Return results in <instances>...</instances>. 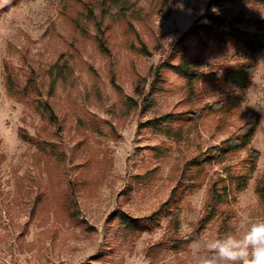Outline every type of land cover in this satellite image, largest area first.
<instances>
[{
  "label": "rangeland",
  "instance_id": "1",
  "mask_svg": "<svg viewBox=\"0 0 264 264\" xmlns=\"http://www.w3.org/2000/svg\"><path fill=\"white\" fill-rule=\"evenodd\" d=\"M210 1L175 0L160 16L157 0H122V19L116 5L103 10L101 0H20L1 15L0 264H193L198 243L232 232L240 213L264 218L257 191L264 181V51L189 36L213 12L264 18V8L209 9ZM182 37L185 51L173 64L200 58L234 66L253 58L250 87L202 81L191 95L174 71L156 77ZM228 96L243 99L199 120L158 123ZM250 111L260 119L250 147L257 160L245 149L221 164L191 165L230 138ZM242 176L250 177L244 190ZM182 179L192 187L179 226L171 217L151 231L121 224L119 213L150 216ZM212 186L221 194L213 219L194 242L172 249L176 235L197 228Z\"/></svg>",
  "mask_w": 264,
  "mask_h": 264
},
{
  "label": "trees",
  "instance_id": "2",
  "mask_svg": "<svg viewBox=\"0 0 264 264\" xmlns=\"http://www.w3.org/2000/svg\"><path fill=\"white\" fill-rule=\"evenodd\" d=\"M20 0H0V17L1 15L10 10ZM102 8L106 10L108 4L113 3L120 10V18H126V6L122 3V0H101ZM175 0H157L154 10L157 15L164 16L170 9L171 4ZM226 5L243 6L252 5L254 7H263L264 0H211L209 3V9L222 8ZM110 6V5H109ZM124 10V11H123ZM210 21L208 24L195 26L189 36L194 37L200 41L207 40L213 41L220 46H225L228 43L235 41L238 44H242L246 51L251 54L260 53L264 51V18L245 17L243 14H239L234 18H229L213 12L207 16ZM132 25V22H130ZM132 27V26H131ZM186 38H180L171 49L168 55L167 62L160 64L155 70V76L159 77L160 72L163 69L174 71L177 75L187 81L190 89V94L194 95L193 85L202 81H218L226 82L238 90H246L250 87L253 76L256 72L257 64L256 60L251 58L246 63L236 64L234 66H215L204 62L200 58L187 59L183 58L178 64H173L171 59L177 52L185 51ZM99 43L102 50L107 51L105 40L103 37L99 38ZM140 51L144 54H149L145 45H142ZM159 81V78H157ZM242 96H228L225 99L207 104L202 109H191L185 113L179 115L167 114L160 118L159 124H170L176 120L195 121L199 120L205 111L218 112L225 110L235 109V106L241 103ZM260 119L259 115L255 112H248L246 122L239 127L235 133L223 141L220 145L209 148L207 153L200 155L191 165L195 167L205 168L209 164H221L227 161L233 154L241 150L248 149L250 158L255 161L259 158V152L252 150L251 144L256 135L259 127ZM255 165L253 164V169ZM219 178V174L215 175ZM250 177L242 176L237 179V185L241 190L246 189L248 186ZM191 179L181 180L172 192V197L164 203L158 210L153 212L150 216L144 218H128L123 213H119V219L121 224L128 230L132 231H151L158 227L163 219L171 217V219L179 226V215L181 212L180 204L183 197L189 191ZM257 191L260 197L264 199V181H260L257 186ZM210 198L203 217L200 219L195 231L187 236L178 237L176 235L169 244L172 249H177L181 245L194 242L207 228L206 226L213 219L217 206L220 202L221 194L216 189V186H212L210 190Z\"/></svg>",
  "mask_w": 264,
  "mask_h": 264
},
{
  "label": "clouds",
  "instance_id": "3",
  "mask_svg": "<svg viewBox=\"0 0 264 264\" xmlns=\"http://www.w3.org/2000/svg\"><path fill=\"white\" fill-rule=\"evenodd\" d=\"M193 256V264H264V218L240 213L232 232L205 237Z\"/></svg>",
  "mask_w": 264,
  "mask_h": 264
}]
</instances>
